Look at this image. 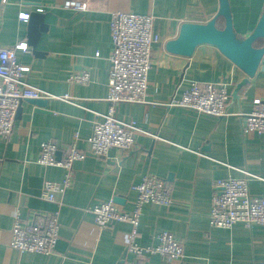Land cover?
Returning <instances> with one entry per match:
<instances>
[{"label":"crops","instance_id":"1","mask_svg":"<svg viewBox=\"0 0 264 264\" xmlns=\"http://www.w3.org/2000/svg\"><path fill=\"white\" fill-rule=\"evenodd\" d=\"M65 0H4L0 2V48L25 43L30 52H16L28 67L25 81L49 96L44 106L22 100L13 130L0 137V264H261L264 263V225L230 228L210 225L213 185L251 174L249 193L264 198V135L244 133V116L253 101L264 100V67L248 83L246 75L214 46L201 45L189 58L172 54L166 43L177 37L183 23L204 24L219 9V0H82L85 12L62 7ZM232 23L241 37L248 36L264 7V0H228ZM41 7L47 29L35 47L28 43V22L20 13ZM116 12L150 15L159 37L152 48L151 68L143 103H120L117 119L133 123L137 133L125 154L111 150L108 158L94 156L87 139L93 123L108 109V80L112 48L109 22ZM38 13V12H37ZM222 28L223 19L217 20ZM261 46V42L254 44ZM87 71L86 84L69 83L67 72ZM190 83L224 87L229 100L227 116L196 114L170 106ZM67 96L68 99H64ZM52 141L56 157L73 145L84 154L72 165L69 186L55 202L41 199L44 182L62 184L66 172L42 166L40 144ZM148 175L164 180L171 203H146L134 243L156 245L155 236L171 233L183 247L180 262L159 255L137 259L128 250L132 227L113 222L100 230L89 211L102 202L132 210L134 190ZM56 214L58 241L49 254L20 253L9 247L14 222Z\"/></svg>","mask_w":264,"mask_h":264},{"label":"built area","instance_id":"2","mask_svg":"<svg viewBox=\"0 0 264 264\" xmlns=\"http://www.w3.org/2000/svg\"><path fill=\"white\" fill-rule=\"evenodd\" d=\"M4 1V0H2ZM62 7L74 12H85L87 3L82 0H65ZM38 13L45 10L39 7ZM19 19L26 22L29 14L20 13ZM153 18L150 15L116 12L111 15L109 29L112 48L109 56L110 71L108 80V109L95 121L87 139L90 152L99 158H108L111 150L121 154L128 153L135 142L137 133H145L133 123L116 118V106L120 103H143L147 90V76L151 68L153 46L159 37L153 31ZM29 53L25 43L13 47L0 48V137L7 138L12 130L15 115L22 100L48 98L42 90L25 81L28 67L20 64L16 52ZM264 67V54L260 66ZM87 71L67 72L69 83L86 84ZM64 99H68L67 96ZM229 96L224 87L211 83H190L179 99H172L170 106L185 108L196 114L214 117L227 116L226 104ZM244 133L264 135V100L253 101V108L244 116ZM57 146L54 142L40 144L37 162L42 166H59L66 172L62 184L46 181L43 184L41 199L55 202L56 196L69 186L72 165L82 161L84 154L73 145L64 150V158L56 157ZM253 177L244 172L241 178H228L213 185V198L210 211V225L215 228H230L241 223L247 228L264 225V198H253L248 189V180ZM137 193L134 206L126 212L114 202H102L91 206L96 226L102 230L113 222L127 223L132 227L128 250L137 259L159 255L168 262H180L183 258L181 243L169 232L155 236L156 245L142 248L134 243L141 207L146 203L168 206L171 203L169 185L152 175L145 176L133 186ZM58 241L56 214L35 216L29 222L16 219L11 228L8 245L20 253L51 254ZM132 264V263H131ZM138 264V263H133ZM264 264V263H261Z\"/></svg>","mask_w":264,"mask_h":264},{"label":"water","instance_id":"3","mask_svg":"<svg viewBox=\"0 0 264 264\" xmlns=\"http://www.w3.org/2000/svg\"><path fill=\"white\" fill-rule=\"evenodd\" d=\"M1 2V0H0ZM224 21L222 28L217 27V20ZM47 29L44 16L37 12L30 14L28 22V43L35 47L42 33ZM260 41L261 46L254 44ZM214 46L223 56L230 60L245 75L240 85L248 83L261 67L260 61L264 54V7L251 33L241 37L235 31L228 0H219L216 15L204 24L183 23L175 39L166 43V50L172 54L191 57L198 46ZM37 106H44L41 99L29 100Z\"/></svg>","mask_w":264,"mask_h":264}]
</instances>
